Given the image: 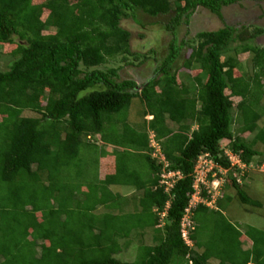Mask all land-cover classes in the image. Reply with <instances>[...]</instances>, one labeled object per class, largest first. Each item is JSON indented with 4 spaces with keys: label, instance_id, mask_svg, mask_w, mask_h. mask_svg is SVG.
I'll return each instance as SVG.
<instances>
[{
    "label": "trees",
    "instance_id": "trees-1",
    "mask_svg": "<svg viewBox=\"0 0 264 264\" xmlns=\"http://www.w3.org/2000/svg\"><path fill=\"white\" fill-rule=\"evenodd\" d=\"M243 1L255 0H0V47L11 46L0 69V264H264V230L229 219L230 193L216 209L192 204L206 157L228 170L240 203L263 207L226 150L246 167L264 164V46L254 42L264 29L229 24L223 13ZM202 10L224 26L178 40ZM129 18L174 35L141 91L120 67L103 69L159 53L131 51ZM105 160L113 167L100 176ZM133 236L134 259H119Z\"/></svg>",
    "mask_w": 264,
    "mask_h": 264
},
{
    "label": "rangeland",
    "instance_id": "rangeland-1",
    "mask_svg": "<svg viewBox=\"0 0 264 264\" xmlns=\"http://www.w3.org/2000/svg\"><path fill=\"white\" fill-rule=\"evenodd\" d=\"M224 13V19H226V22L232 25L242 26H248L250 29H252L254 26L261 27L264 29V0H255V1H243L239 4H233L230 6H227L223 9ZM122 26L126 29H128L131 32V39H130V49L133 52H137L142 55V59H144V55L146 56L148 53L151 52L152 49H156L159 51L158 54H153L149 61L143 63L142 66H135L132 63L128 64L121 61L122 57L115 58L111 60L107 65L103 66V69L108 68H121V71L119 73L122 77L126 78V73H130L133 79L140 81L141 87L139 90H141L144 87L145 80H147L150 77V74L152 73V68L155 69L157 66H159L164 57L168 56V44L169 41L174 36L171 32L167 31L165 28H160L159 26L154 27H143L140 24L135 23V21L131 18L124 19L122 21ZM224 23L221 19H219L216 15L212 14L208 10H202L196 12L194 17H192V21L189 25L183 24L181 25L180 29L178 30L177 39L180 40L181 37L184 36L185 32L188 30L190 33L188 35V38H194L199 32L206 31V30H218L219 28L223 27ZM176 36V35H175ZM256 44L260 46H264V33L257 37L254 41ZM11 49V46L7 44H3V47L1 45L0 52V69L1 70H7L9 68L10 64V56L8 55L9 50ZM234 55V52L231 53ZM226 55H223V60H226ZM133 60V56L129 55V61ZM136 64V63H135ZM151 65V67L149 66ZM189 72L187 69H182L181 72ZM184 75V74H183ZM182 75V76H183ZM181 80L186 81L182 77H180ZM190 84H193L192 80L186 81ZM194 85V84H193ZM236 102H238L240 99L235 98ZM142 109V105L140 103V100L137 98L134 100L133 105L130 109L131 113V120L132 118H135V116L140 115V111ZM33 111H25L24 115H33ZM130 115V114H129ZM147 119H151L152 116H146ZM136 119H138L136 117ZM264 120V118H263ZM186 123H191L195 127L196 124L192 120H188ZM169 124L174 129L178 128L177 124H173L169 121ZM262 124V123H261ZM154 135L151 133V140L152 144L157 148L156 151H154L153 155L154 157H162L160 146L157 144L156 141H154ZM225 141H222V146H226ZM258 148H260L262 151H264V146L260 145ZM227 153H231L230 150L226 149ZM232 157L233 164L239 165L242 169L243 176H239L240 182H247L248 186L242 185L244 189L247 191L249 196L255 200H258L262 203L261 207H250L246 206L242 203H240L239 196L237 194L236 188L231 186V183L228 181V170H221L215 169V165L212 161L207 159L206 157H201L199 159V163L196 168V192L193 195L192 204H198L199 202L206 201L207 204L212 209H216V199L221 197L225 192L230 193L233 197L232 203L230 204L228 210H226V214L229 217V219L235 223L239 224L241 230H245L246 225H252L259 229L264 230V164L257 166L251 165L245 166L243 163L238 162V159L232 154H230ZM255 161H261L263 159L262 156L255 157ZM253 161V162H255ZM113 164L111 163L107 166V160L103 161L102 165V173L100 176H104L105 173L110 172L112 170ZM214 168V169H213ZM210 173L212 174L210 176ZM239 173V172H238ZM236 173V174H238ZM173 174H166L165 175V181H163L165 184H167V188L172 187L174 184V181H170L169 178L173 177ZM205 184L207 187V190L209 191L210 195H212V199H206V197H203L202 195V187L201 184ZM116 191L120 192H126L125 188L121 189L118 188ZM134 192V191H133ZM129 210L133 209V204H130L128 207ZM103 210V208H101ZM162 215V219L164 218ZM164 219L162 222V225H164ZM134 237V236H133ZM141 237H134L133 241L131 243V246L128 247V249H125L120 254L116 255L119 259L124 261H132L136 255V246L139 244V240ZM246 240V239H245ZM144 242L146 244H155V240L153 239L152 232L146 233L144 237ZM212 263L210 264H217V260H212Z\"/></svg>",
    "mask_w": 264,
    "mask_h": 264
},
{
    "label": "clouds",
    "instance_id": "clouds-1",
    "mask_svg": "<svg viewBox=\"0 0 264 264\" xmlns=\"http://www.w3.org/2000/svg\"><path fill=\"white\" fill-rule=\"evenodd\" d=\"M137 83H138V85H139V89H140V87H141V83H140V81L137 80ZM142 89H143V88H142ZM142 89H141V90H142ZM141 90H140V91H141ZM228 154H229V153H228ZM230 154H232L233 157L235 156V157L238 159L239 164L241 163V161L239 160L238 156L234 155L233 153H230ZM230 154H229V156L231 157ZM157 157H158V156H157ZM231 160H232V157H231ZM232 162H233V161H232ZM234 165H236V164H234ZM240 165H241V164H240ZM244 165H245V164H244ZM245 166H246V165H245Z\"/></svg>",
    "mask_w": 264,
    "mask_h": 264
},
{
    "label": "built area",
    "instance_id": "built-area-1",
    "mask_svg": "<svg viewBox=\"0 0 264 264\" xmlns=\"http://www.w3.org/2000/svg\"><path fill=\"white\" fill-rule=\"evenodd\" d=\"M187 233H186V231H185V235H186Z\"/></svg>",
    "mask_w": 264,
    "mask_h": 264
}]
</instances>
